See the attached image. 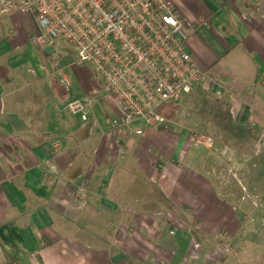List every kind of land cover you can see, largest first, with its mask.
I'll list each match as a JSON object with an SVG mask.
<instances>
[{
	"label": "crops",
	"instance_id": "1",
	"mask_svg": "<svg viewBox=\"0 0 264 264\" xmlns=\"http://www.w3.org/2000/svg\"><path fill=\"white\" fill-rule=\"evenodd\" d=\"M8 1L0 2V264H264L242 254L248 214L220 197L227 150L206 165L213 144L191 145L167 116L163 129L136 120L110 132L117 110L100 82L72 91L60 57L33 42L32 13ZM170 1L208 77L195 88L225 103L249 135L244 179L264 196V0ZM88 94L84 121L65 105Z\"/></svg>",
	"mask_w": 264,
	"mask_h": 264
},
{
	"label": "built area",
	"instance_id": "2",
	"mask_svg": "<svg viewBox=\"0 0 264 264\" xmlns=\"http://www.w3.org/2000/svg\"><path fill=\"white\" fill-rule=\"evenodd\" d=\"M22 3L34 17L36 45L52 46L62 39L74 51V63L87 64L98 75L101 95L117 110L110 120V132L123 131L136 120L151 128L164 125V106L181 100L208 78L187 49L185 33L190 31L170 0ZM63 80L69 84L67 77ZM92 105L91 95H85L69 100L65 108L85 121ZM188 139L194 146L209 148L213 144L212 138L202 133H189ZM262 142L264 129L258 134L257 145Z\"/></svg>",
	"mask_w": 264,
	"mask_h": 264
},
{
	"label": "rangeland",
	"instance_id": "3",
	"mask_svg": "<svg viewBox=\"0 0 264 264\" xmlns=\"http://www.w3.org/2000/svg\"><path fill=\"white\" fill-rule=\"evenodd\" d=\"M40 47L48 48L60 57L58 61L60 67L57 70L59 73L66 74L72 91L79 89L78 83L82 80H85L90 86L96 87L99 85L100 78L90 66L74 63L75 53L64 40L56 39L52 46L41 44ZM52 68H54V65ZM195 87L184 95L181 100L164 106L162 109L163 124H166L165 117L167 116L166 119L170 121L171 126L177 123V126H173L174 128L184 129L189 133H202L209 135L212 140L214 139L213 147H210L212 152H209L208 147H205L208 150L205 164L208 166H211L214 157H216L215 154L219 150L220 152L223 149L227 150L224 157L230 154L229 157H232V162L221 164L219 167L220 173L218 171L220 197L224 200L228 196L227 199L237 209L248 214V220L252 223L249 229L251 233L246 237L249 242L245 245L247 247L242 251V254L247 256L249 253V256L253 255L252 257L264 259V243L259 245L264 242V217L254 216L256 211L264 210V196L261 188L256 185V187L252 186L250 189V184L244 179V174L247 171L243 167L244 149L249 147L248 140L250 137L243 134L242 129L230 120L225 103L220 102L210 94L201 93L200 89ZM187 96L191 97L190 101L187 100ZM253 152L254 148L252 147L251 155L255 157ZM241 239H245V237Z\"/></svg>",
	"mask_w": 264,
	"mask_h": 264
},
{
	"label": "trees",
	"instance_id": "4",
	"mask_svg": "<svg viewBox=\"0 0 264 264\" xmlns=\"http://www.w3.org/2000/svg\"><path fill=\"white\" fill-rule=\"evenodd\" d=\"M162 127H163V126H158L157 128H161V129H163Z\"/></svg>",
	"mask_w": 264,
	"mask_h": 264
}]
</instances>
